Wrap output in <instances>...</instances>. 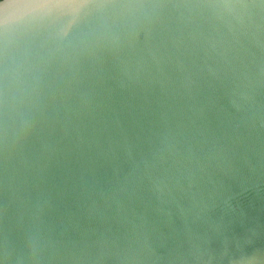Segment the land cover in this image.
<instances>
[{"label":"clouds","instance_id":"clouds-1","mask_svg":"<svg viewBox=\"0 0 264 264\" xmlns=\"http://www.w3.org/2000/svg\"><path fill=\"white\" fill-rule=\"evenodd\" d=\"M0 264H264V0H0Z\"/></svg>","mask_w":264,"mask_h":264}]
</instances>
